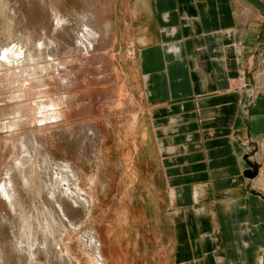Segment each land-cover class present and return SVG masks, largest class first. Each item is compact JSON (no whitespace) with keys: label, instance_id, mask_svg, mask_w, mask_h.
Here are the masks:
<instances>
[{"label":"crops","instance_id":"0c3cea01","mask_svg":"<svg viewBox=\"0 0 264 264\" xmlns=\"http://www.w3.org/2000/svg\"><path fill=\"white\" fill-rule=\"evenodd\" d=\"M153 6L157 25L136 62L164 184L154 255L158 264H263L264 193L249 177L251 163L264 166V79L253 75L264 0ZM242 72L249 87L238 92Z\"/></svg>","mask_w":264,"mask_h":264},{"label":"rangeland","instance_id":"374dc122","mask_svg":"<svg viewBox=\"0 0 264 264\" xmlns=\"http://www.w3.org/2000/svg\"><path fill=\"white\" fill-rule=\"evenodd\" d=\"M154 7L153 0H0V56H2L3 51H10L20 37L24 43V45L21 44L23 48L33 50L35 45L26 43L25 39L29 40V37L42 39L41 30L46 28L45 24L53 12L69 19L70 32L74 33L73 37L79 32L77 31V24L81 20L80 15L83 13L89 16L90 14V22L95 24L93 27L95 33L97 32V35H104L103 37L107 38L103 45L95 48L97 50H89L87 53L89 56L86 53L76 52L75 54L73 52L74 57L71 52L72 60L77 59L76 57L83 58V63H81L83 68L81 65L73 66V75L70 76L72 79L75 78L76 85L81 84L82 86L80 89L75 86L77 91L79 89V96L82 101L84 100L83 103L82 101L78 102L80 106L74 102L79 108L74 104H72L73 107L70 105L65 115L66 121L58 123L59 126L51 123L44 126L26 127L24 124V126L12 128L15 130L0 129V160H3L2 164L5 165L10 159L9 152L11 151L10 147H12L11 143L13 144L10 140L21 139L23 143L27 141V139L23 141V138L44 129L48 132L47 136L53 140V145H50L49 151L52 150L57 160H72L80 163L88 174L87 176L96 174L99 178L97 182L101 179L106 180V188L102 190L99 187L100 202L92 214L95 222H92V227L98 232L104 244L105 256L110 260V264H158V256L154 255L158 247L157 234L161 230L164 231L161 229L162 225H159L157 221L161 212L160 206L165 200L163 195L164 184L159 179L151 134L146 122L141 80L137 70L138 62H136L138 51L144 44L143 40H145L146 35L148 36V33H154L157 25ZM10 12L13 15L9 14ZM150 37L149 35L148 40ZM75 42L69 41L72 46ZM90 57L94 59L91 61ZM64 58L65 56L58 57L59 60H65ZM259 61L260 65L254 70L253 75L260 80L264 79V52L260 53ZM42 64H46L45 61H42ZM88 64L90 66L93 64L95 73ZM95 69H98L97 72ZM8 70L9 68L0 66L2 76ZM94 81L98 83L97 87L101 91L100 93L105 92L98 94L100 100H90V93L82 95L87 91H93L92 88L95 85L93 86L92 82ZM236 81L240 83L237 84ZM248 82L246 73L242 72L235 78L232 85L236 91L243 92L248 89ZM91 86L93 87L91 88ZM5 90L0 92V126L13 120L12 111L14 113L17 107H15L17 103L15 99L8 95L9 92ZM102 97L103 99H101ZM105 101L108 103L106 104ZM87 103L90 105L89 107ZM109 104L110 106H108ZM81 105L84 108L83 106L81 108ZM107 106L110 108L106 109ZM85 107H88L89 110L84 112ZM72 110L75 112L73 113ZM65 123L69 125L68 128H72L68 132H64V129L60 128ZM84 124L106 137V142L102 145L98 142L97 148L98 152L100 151L98 149L101 148V158L104 159L105 163L100 162L97 165L94 164L95 162L89 163L78 154V145H80L78 137L80 135L78 134L80 127ZM18 140L14 141L15 149L20 145L21 141ZM18 143L19 145H17ZM257 169L258 174L251 180H254L253 184L264 193V166L257 167ZM2 173H0L1 184L6 179V177H2L5 176L4 172ZM6 184L7 182L4 186ZM22 192H24L23 189ZM0 199L2 200V202L0 200V217H5V226L2 227L0 223V264H26L15 258V256L21 257V254L13 249L16 244L12 229L8 230L6 227V216H11V213L8 212L1 195ZM21 199L28 203V199L24 195H21ZM87 227H80L79 232L76 231L74 234L79 237L83 229L87 231ZM4 235L6 239H4ZM75 235L74 237H76ZM138 239L139 241H137ZM79 241L74 238L69 244L71 256L77 259L79 264H89L88 257L80 250ZM136 242H138L137 245ZM111 251L114 253L113 255H111ZM37 259L36 264H45V258L41 254H38Z\"/></svg>","mask_w":264,"mask_h":264},{"label":"bare ground","instance_id":"6f19581e","mask_svg":"<svg viewBox=\"0 0 264 264\" xmlns=\"http://www.w3.org/2000/svg\"><path fill=\"white\" fill-rule=\"evenodd\" d=\"M81 15V20H78L77 24V31L79 32L74 37V33L70 32L71 24L69 19L53 12L51 18L45 24L46 28L41 30L42 39L32 38V40L31 37H29V40L25 39L26 43H33L35 49H24L21 45H24V43L22 37H20L10 51L5 50L2 52L0 66L3 68L7 67L9 70L3 76L0 74L2 76L0 77V92L7 88L8 95L15 99L17 102L15 107H17L14 113L11 109L13 120L9 121V123H3L0 129L7 130L6 128H9L15 130L12 128L24 126V124L26 127H32L33 125L44 126L51 123L65 122V115L69 106H72L74 102L82 101L79 96V89L82 86L80 83L79 86L76 85L77 83L74 82L76 81L74 80L75 78L72 79L70 76L73 75V66L81 65L82 67L83 58L76 57L77 59L72 60L71 55L73 52L75 54L76 52L87 54L89 50L94 51L96 47L103 45L107 38L103 37L104 35H97V32L95 33V28H93L95 24L90 22V14L89 16L83 13ZM71 40L76 41L73 46L69 43ZM60 56H65V60H59L58 57ZM88 56L87 60L89 62ZM91 57L90 60L92 59ZM42 61H45L46 64L41 65ZM92 65H89V67H92ZM97 70L95 69L96 72ZM96 81L92 82V85L96 86L94 88L91 86L92 92L87 91L85 92L86 94H82L84 96L90 93V100H100L98 96L105 93H100L101 91L97 87L98 83ZM239 81H236L237 84ZM75 86L79 87L78 91ZM83 99L88 100L87 98ZM78 104L80 106V103ZM74 105L78 107L77 104ZM83 105H81V108ZM108 106L106 109L110 108ZM88 107H85L84 112L89 110ZM100 108L102 109L103 107ZM72 109L75 110L74 108ZM85 124L80 127L78 134L80 135L78 136L80 144L78 145V154L89 163L95 162L94 164L96 165L100 162L105 163L104 159L101 158V148L98 149L100 150L99 152L97 148L98 142L101 145L106 142V137L101 133L98 134L99 131L96 133L95 129L93 131ZM68 127L69 125L65 123L60 128L64 129V132H68L72 129ZM47 135L48 132L46 130L40 129L29 137L23 138V141L27 139L23 143L21 139H16L19 142L21 141L20 145L19 143L17 144L19 146L16 149L14 142L16 140H10L14 144L11 143L10 159L7 160L5 165L2 164L3 160H0V173L4 172L5 174V176H2V173L1 176L6 177L5 181L2 184L0 183V195L5 201L8 212L11 213V216H6V227H8V230L12 229L16 244L13 249L21 254V257L17 258L15 256V258L21 260V263L34 264L35 262L36 264L38 262L37 256L41 254L45 258V264H79L77 259L71 256L69 250V244L74 238H77V240H80V250L86 254L91 264H110V260L105 256L104 244L98 232L92 227V222H94L92 214L100 202L99 187L104 190L107 181L100 178V183L97 182L99 178H97L96 174L87 176L88 174H86L80 163L72 160H57L52 150L49 151L50 145H53V140ZM251 164L257 169L256 165ZM257 174L258 169L256 173L253 170L252 176L249 178L252 179ZM6 182L7 184L4 186ZM22 189L24 192H22ZM21 195L27 197L28 203L21 199ZM4 221L5 217L1 216L0 223L2 227L5 226ZM83 226L87 227V231L81 229L82 236L77 237L74 233L76 231L79 232L80 227L83 228ZM4 239H6L5 235Z\"/></svg>","mask_w":264,"mask_h":264},{"label":"water","instance_id":"95a60500","mask_svg":"<svg viewBox=\"0 0 264 264\" xmlns=\"http://www.w3.org/2000/svg\"><path fill=\"white\" fill-rule=\"evenodd\" d=\"M251 168H252V173H253V170L255 171V173L257 172V169L251 165ZM256 169V170H255ZM251 175V174H250ZM252 176V175H251Z\"/></svg>","mask_w":264,"mask_h":264}]
</instances>
